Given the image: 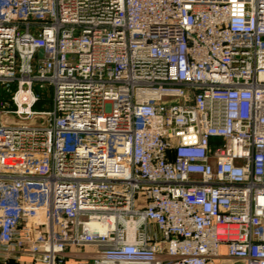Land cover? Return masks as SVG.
<instances>
[{"label": "built area", "instance_id": "1", "mask_svg": "<svg viewBox=\"0 0 264 264\" xmlns=\"http://www.w3.org/2000/svg\"><path fill=\"white\" fill-rule=\"evenodd\" d=\"M72 257L264 264V0H0V264Z\"/></svg>", "mask_w": 264, "mask_h": 264}, {"label": "rangeland", "instance_id": "2", "mask_svg": "<svg viewBox=\"0 0 264 264\" xmlns=\"http://www.w3.org/2000/svg\"><path fill=\"white\" fill-rule=\"evenodd\" d=\"M38 93L45 98V100L39 104L36 109L38 110H48L52 106V94H51V88L46 87L45 89H38ZM48 100V101H47ZM167 105H179V104H185L183 99L174 98V99H166L164 101ZM80 139L83 144H89L90 142H93L96 139V135H80Z\"/></svg>", "mask_w": 264, "mask_h": 264}, {"label": "crops", "instance_id": "3", "mask_svg": "<svg viewBox=\"0 0 264 264\" xmlns=\"http://www.w3.org/2000/svg\"><path fill=\"white\" fill-rule=\"evenodd\" d=\"M92 248H86L85 249V252H87V253H89L90 251H92L91 250ZM222 254H225V251L224 250H222ZM75 257H72V258H70L69 259V261L67 262V264H74L75 263Z\"/></svg>", "mask_w": 264, "mask_h": 264}, {"label": "trees", "instance_id": "4", "mask_svg": "<svg viewBox=\"0 0 264 264\" xmlns=\"http://www.w3.org/2000/svg\"><path fill=\"white\" fill-rule=\"evenodd\" d=\"M41 102L39 103V104H41L44 100H45V98H43V96H41ZM48 101V100H47ZM39 104L37 105V107L39 106Z\"/></svg>", "mask_w": 264, "mask_h": 264}, {"label": "water", "instance_id": "5", "mask_svg": "<svg viewBox=\"0 0 264 264\" xmlns=\"http://www.w3.org/2000/svg\"><path fill=\"white\" fill-rule=\"evenodd\" d=\"M40 121H41L40 119H36V120H34L35 123L40 122Z\"/></svg>", "mask_w": 264, "mask_h": 264}]
</instances>
